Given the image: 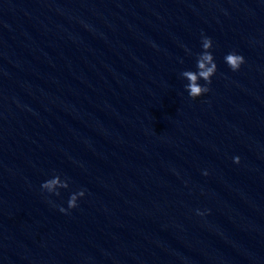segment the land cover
<instances>
[{
  "label": "water",
  "instance_id": "1",
  "mask_svg": "<svg viewBox=\"0 0 264 264\" xmlns=\"http://www.w3.org/2000/svg\"><path fill=\"white\" fill-rule=\"evenodd\" d=\"M0 264H264V0H0Z\"/></svg>",
  "mask_w": 264,
  "mask_h": 264
},
{
  "label": "clouds",
  "instance_id": "2",
  "mask_svg": "<svg viewBox=\"0 0 264 264\" xmlns=\"http://www.w3.org/2000/svg\"><path fill=\"white\" fill-rule=\"evenodd\" d=\"M201 48L202 51L196 56L195 70H184L180 74L181 77L187 81V84L184 86L185 91L193 100L210 91L208 85L212 83V77L217 73V64L212 52L213 41L211 37L202 34ZM189 54L191 53L189 52ZM224 62L231 71L236 72L239 71L241 65L245 63V58L235 51H232L224 56ZM201 80L205 82L203 85L200 83ZM234 163H240V158L235 157ZM204 174L206 175L207 173L205 172ZM68 187V180L66 178L61 179L59 175L55 174L41 185L44 192L56 196L60 195V189H67ZM84 195L85 191L82 189L72 193L67 201V208L60 207L59 210L67 214L69 210L78 207V200Z\"/></svg>",
  "mask_w": 264,
  "mask_h": 264
}]
</instances>
